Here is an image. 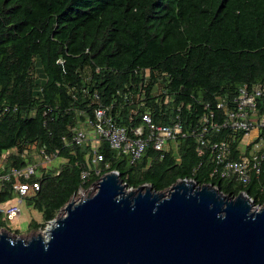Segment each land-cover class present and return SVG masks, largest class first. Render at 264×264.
I'll return each instance as SVG.
<instances>
[{
    "label": "trees",
    "instance_id": "1",
    "mask_svg": "<svg viewBox=\"0 0 264 264\" xmlns=\"http://www.w3.org/2000/svg\"><path fill=\"white\" fill-rule=\"evenodd\" d=\"M255 84H264V0H0L2 170L36 164L40 149L52 158L29 178L38 189L23 199L39 215L29 230L42 228L79 188L110 170L132 189L148 183L160 191L187 178L228 196L244 192L261 206L264 160L245 185L210 176L213 162L194 134L178 140L177 159L170 151L159 158L147 146L133 164L102 140H70L72 128H87L92 92L101 106H112L108 114L119 126L138 125L126 97L142 93L141 112L162 124L176 112L187 132L203 112H215L216 97L227 103L239 86ZM241 139V132L231 138L232 157ZM93 154L101 159L94 162ZM13 197L9 182L0 181V202ZM6 222L0 214V229Z\"/></svg>",
    "mask_w": 264,
    "mask_h": 264
},
{
    "label": "water",
    "instance_id": "2",
    "mask_svg": "<svg viewBox=\"0 0 264 264\" xmlns=\"http://www.w3.org/2000/svg\"><path fill=\"white\" fill-rule=\"evenodd\" d=\"M61 212L43 236L3 230L0 264H264V203L244 192L187 178L132 189L110 170Z\"/></svg>",
    "mask_w": 264,
    "mask_h": 264
},
{
    "label": "built area",
    "instance_id": "3",
    "mask_svg": "<svg viewBox=\"0 0 264 264\" xmlns=\"http://www.w3.org/2000/svg\"><path fill=\"white\" fill-rule=\"evenodd\" d=\"M57 62L60 63L59 60ZM80 91L86 92V89L82 88ZM126 98L131 101L132 105L128 111L129 118L136 116L139 118L137 126L126 128L115 124L108 114V110L112 106L110 104L101 106L96 93L92 92L89 95L91 113L86 119L87 128L84 130L72 128L70 130L71 142L79 144L88 140L92 145H95L97 141L102 140L109 149L118 155L126 156L128 163L133 164L141 158L147 146H150L159 158L170 151L177 159L178 140L189 133L195 135L198 148L208 151L213 162L210 176L216 175L221 178L234 176L236 181L245 185L249 181L250 173L257 174L260 171L261 163L264 160V84H255L249 88L239 86L227 103L222 98L216 97L215 112H203L200 115L197 128L189 129L187 132L182 129L179 117L175 112L180 106L173 108L175 114L171 116L168 124L155 123L149 112L140 111L145 103L142 93ZM7 108L6 106L2 107L1 111H5ZM259 108L262 109L259 110ZM218 110L222 111V115L216 120H212ZM219 128L227 129L223 138L212 140L204 137L208 131H217ZM237 132H241L242 139L237 152H235V157H232L233 150L230 142ZM35 157L36 164L11 166L6 171L2 170L0 162V181L9 182L14 193L13 198L0 202V214L7 222H14L19 215L18 205H11L9 201L15 199L17 203H20L24 197L33 194L38 189V183L29 178L40 173L37 164L46 166L52 160L51 156L41 149L38 150ZM100 159L99 154H93L94 162ZM84 175L81 173V176ZM97 181L90 184L85 190L79 188L70 199L78 200L94 193ZM75 196L76 198H74ZM50 223L51 220L45 228H48Z\"/></svg>",
    "mask_w": 264,
    "mask_h": 264
},
{
    "label": "rangeland",
    "instance_id": "4",
    "mask_svg": "<svg viewBox=\"0 0 264 264\" xmlns=\"http://www.w3.org/2000/svg\"><path fill=\"white\" fill-rule=\"evenodd\" d=\"M54 161H58V159H54ZM76 198V196L74 197ZM9 204H15L19 207V215L17 216V219L14 220V222H6V232L9 236L13 237H20L24 240L29 239L30 237H34L36 235H44V228L48 224H44V226L36 231H30L28 227V223L30 222V219H35L37 222H39V215L36 213V211H33L32 209H29L24 202V199L21 200L20 203H17L15 199L9 201ZM260 207V206H259ZM59 214V213H58ZM62 214V212H61ZM4 229H0V233ZM17 234H14V233Z\"/></svg>",
    "mask_w": 264,
    "mask_h": 264
},
{
    "label": "bare ground",
    "instance_id": "5",
    "mask_svg": "<svg viewBox=\"0 0 264 264\" xmlns=\"http://www.w3.org/2000/svg\"><path fill=\"white\" fill-rule=\"evenodd\" d=\"M45 233V232H44Z\"/></svg>",
    "mask_w": 264,
    "mask_h": 264
}]
</instances>
